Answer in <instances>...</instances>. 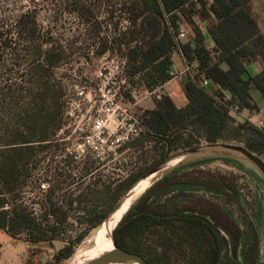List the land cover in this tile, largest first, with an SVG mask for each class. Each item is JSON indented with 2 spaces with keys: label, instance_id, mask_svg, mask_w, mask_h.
Segmentation results:
<instances>
[{
  "label": "trees",
  "instance_id": "1",
  "mask_svg": "<svg viewBox=\"0 0 264 264\" xmlns=\"http://www.w3.org/2000/svg\"><path fill=\"white\" fill-rule=\"evenodd\" d=\"M95 2L98 8L108 7L104 21L117 14L113 33L99 36L96 31L92 42L97 56L111 52L122 58L125 72L120 80L148 91L162 86L172 78L171 56L178 47L192 77L186 72L181 78L187 99L184 106L177 107L163 92L153 99V108L135 114L141 131L115 151L133 149L139 158L146 155L149 161L117 180L114 189L105 187L114 195L108 207L83 205L91 183L99 180L95 176L98 161H82L74 155L54 162L50 168L53 179H43L53 184L36 210L28 206L23 189L37 162L46 153L56 156L59 151L53 141L65 102L60 101L64 89L54 79V71L65 52L57 41L43 37L30 11L14 18L0 14V229L12 236L25 234L29 242L37 243L59 236L69 216H78L84 230L54 254L57 264L72 256L76 245L103 222L121 194L172 153L203 143L236 141L257 155L264 154V129L236 121L229 113V105L258 112L255 91L264 99V69L259 67L264 61V34L253 14L252 0ZM94 8L91 29L101 23ZM120 20L127 24L118 27ZM180 25L191 32L185 42L175 39ZM18 49L25 60L13 63ZM15 66L24 73L16 84L8 77ZM251 66L257 70L252 71ZM203 79L211 83V92L199 85ZM127 98L135 102L132 92ZM216 159L238 163L229 157L194 160L151 183L113 229L116 245L140 254L150 264H255L262 210L252 207L234 172L204 166ZM78 161L84 164L79 166ZM75 170L80 180L89 178L88 184L80 194L68 192L64 203H58L56 189L65 183L71 186ZM40 184L46 188L45 183Z\"/></svg>",
  "mask_w": 264,
  "mask_h": 264
},
{
  "label": "rangeland",
  "instance_id": "2",
  "mask_svg": "<svg viewBox=\"0 0 264 264\" xmlns=\"http://www.w3.org/2000/svg\"><path fill=\"white\" fill-rule=\"evenodd\" d=\"M96 0H0V14L6 15V18H14L22 11H30L38 22L39 29L43 37H51L52 41H57L65 52L63 60L54 71V79L63 87L64 96L60 101L65 102L63 115L59 123L60 128L55 136L53 143H58L59 151L52 156L49 152L44 155V160L37 162V168L33 170L29 180L24 186V199L28 206L38 207L45 201V193L53 182L47 183L45 179L52 180L53 172L50 168L54 162L66 160L68 156L76 155L78 160L89 161L97 160L95 176L98 175V182L91 183L88 189V197L83 203L93 209L108 207L114 195L110 194L109 186L113 187L117 180L125 177L128 173L144 167L147 159L146 155L139 158L133 149H127L120 153L112 144L114 133L118 126L122 125V130H127L131 126L129 121L136 117L140 110L148 109L153 105V99L143 87H132L120 80L123 71V61L116 53L107 52L102 56H97L96 45L92 42L94 32H99V36L111 35L113 27L116 24V15L112 20L105 19L108 7L105 5L100 8L94 6ZM115 0H108L111 4ZM209 1V0H205ZM91 5L93 7H91ZM95 7V8H94ZM91 8L98 15L101 22L95 29H91ZM252 11L257 19L258 25L264 34V0H252ZM81 14V15H80ZM11 20H9L10 22ZM127 23L120 20L119 26H125ZM92 31V32H91ZM187 35L183 38L185 41ZM25 60L20 49L14 50L13 63ZM259 67L264 69V61L259 63ZM258 67V68H259ZM170 82L169 88L178 89L179 74ZM23 68L15 66L12 77L13 83H20ZM3 79V78H1ZM2 82V81H1ZM125 83V84H124ZM132 92L134 103L129 102L127 94ZM158 93L163 92L159 89ZM110 108V109H109ZM67 110V113L65 111ZM101 120L102 126L95 128V121ZM220 144H236L244 146L241 142H219ZM207 145L203 143L200 146ZM198 146V147H200ZM187 149L179 150L170 155L174 160L172 164L164 166V170L176 165L184 157H174ZM150 156L151 153H148ZM264 161V154L258 155ZM32 164H35L34 154L30 156ZM195 156H190L189 161ZM38 158V157H37ZM54 159V160H52ZM238 161L223 162L216 159L205 163L204 166L219 169L221 171L234 172L239 177V183H242L244 191L247 192V200L255 209L260 207L262 210V225L259 229L260 243L259 255L264 256V180L253 166L240 159L231 158ZM78 161L81 166L84 164ZM149 161V160H148ZM88 163V162H87ZM151 169L145 171L147 173ZM163 170V171H164ZM50 171V172H49ZM143 173V175H145ZM79 171L75 170L72 177L74 182L68 187V184H62L61 189H56L55 200L58 203H64V195L68 192L76 196L82 192L89 178L80 180ZM161 173L153 174L151 183L158 179ZM46 184L43 189L41 184ZM71 187V188H70ZM115 187V186H114ZM114 187L112 189H114ZM124 196L121 194L114 205ZM247 203V204H246ZM244 203L249 206L248 202ZM249 214L251 212L249 210ZM78 216L71 215L67 223L60 227L59 236L37 243H31L27 240L25 234L15 236L7 234L0 229V264H57L53 256L64 245V243L81 233L84 225L77 219ZM103 223V222H102ZM102 223L74 248V253L78 249L88 248L104 240V233L101 229ZM65 229V231H63ZM73 253V254H74ZM73 254L60 264H70Z\"/></svg>",
  "mask_w": 264,
  "mask_h": 264
},
{
  "label": "water",
  "instance_id": "3",
  "mask_svg": "<svg viewBox=\"0 0 264 264\" xmlns=\"http://www.w3.org/2000/svg\"><path fill=\"white\" fill-rule=\"evenodd\" d=\"M190 156H195L192 159V161L204 159V158H209V157H229V158L239 157L240 159L250 163L253 166V168L259 173V175L262 177V179L264 180V161L257 154L249 151L247 148H245L244 146H241V145L227 144V143H224V144L215 143V144H207V145H203L200 147L187 149V150H185L179 154H176L174 157H184L183 160L179 161L175 166L164 170V166L167 163V161H169L170 159L173 158V157H169L163 163H161L160 165L154 167L153 169H151L150 171L145 173V175L140 177L137 181H139L140 179L147 178L148 176H150L152 174L161 173V176H162L163 174L167 173L168 171L172 170L173 168H175L181 164L190 162L188 160V159H190ZM137 181L127 191L124 192V196L127 194V192L131 188L134 187V185L137 183ZM121 200H122V198L113 206V208L110 210V212L105 217V219L109 217L110 213H113L119 207V205L121 204ZM248 213H249V210H248ZM111 242H112V249L111 250H109V251L103 253L102 255H100L94 259H91L87 262L74 263V264H130V263L150 264L140 254L127 251V250L117 246L115 241H114V238H113V233L111 235ZM255 264H264V256L260 257V255H259Z\"/></svg>",
  "mask_w": 264,
  "mask_h": 264
},
{
  "label": "bare ground",
  "instance_id": "4",
  "mask_svg": "<svg viewBox=\"0 0 264 264\" xmlns=\"http://www.w3.org/2000/svg\"><path fill=\"white\" fill-rule=\"evenodd\" d=\"M173 161L174 160L170 159L165 166L172 164ZM152 176L153 174L137 181L134 187L122 197L119 207L113 213H110L109 217L103 221L101 229L104 233V240L88 248H82L75 251L70 264L87 262L112 249L111 235L115 225L120 221L130 205L150 186Z\"/></svg>",
  "mask_w": 264,
  "mask_h": 264
},
{
  "label": "built area",
  "instance_id": "5",
  "mask_svg": "<svg viewBox=\"0 0 264 264\" xmlns=\"http://www.w3.org/2000/svg\"><path fill=\"white\" fill-rule=\"evenodd\" d=\"M184 35H185V32L183 31L182 25H180V27L178 29V33L175 37L176 41L181 42L182 41L181 39L183 38ZM185 72H188L190 74L189 66L186 67ZM170 74L172 76L171 79H173L177 76V72H175L173 70L170 71ZM191 77H192V75H191ZM207 84H208L207 79H203L202 81L199 82V85L201 87L205 88L208 92H211V90L208 87L209 85L207 86ZM158 90H159V87L155 88L151 91L147 90V92L150 95H153L156 98H159L160 93H158ZM229 113L233 118L236 119V121H247L259 129H264V119L253 120L252 117H249L247 115H243L241 112V109H239L235 105H229ZM129 123L131 124L132 127H130L127 130H122V125L117 127L116 132L114 133L113 140H112V144L115 145L116 147H119V146L125 144L126 142L130 141L132 138L136 137L139 134V132L141 131V128L139 126V123H138L136 117H133L131 119V121H129ZM101 126H102V121L96 120L94 127L100 128ZM42 187H44V186L42 185Z\"/></svg>",
  "mask_w": 264,
  "mask_h": 264
},
{
  "label": "crops",
  "instance_id": "6",
  "mask_svg": "<svg viewBox=\"0 0 264 264\" xmlns=\"http://www.w3.org/2000/svg\"><path fill=\"white\" fill-rule=\"evenodd\" d=\"M201 25H203V23H201ZM182 28H183V31L185 32V35L183 36V38L187 35V39L186 40H188L191 37V32H189V30L187 32V30H186L187 27L185 28L183 25H182ZM203 31H204L203 33H206L205 30H203ZM183 38L181 39L182 40L181 42H185L186 41V40L184 41ZM207 41H208V43L210 45H212V43H211V41L209 39H207ZM171 57H172V61H173V66H172L173 70L175 69V70L180 71L178 89H173V88L171 89V88L168 87L170 82H172L174 79L169 80L168 82H166L165 84L160 86L159 89L162 92L167 93L171 97V99L173 100V102L175 103V105L177 107H182V106H184L187 103V99H186V97L184 95L183 88H182V85H181V78L183 77L184 74H186L185 69H186L187 65L185 63V60H184L183 55H182V53H181L179 48H177L172 53ZM251 69H252V71H256L257 67L256 66L255 67L251 66ZM207 86L209 87V89L211 91L213 90L212 85H211L210 82H208ZM253 97L256 100V102L258 103L259 111L253 113V112L249 111L248 109H242L241 112H242L243 115H247L249 117H252L253 120L264 119V99L256 91L253 92ZM153 107H154V102H153V105L150 106L149 108H153Z\"/></svg>",
  "mask_w": 264,
  "mask_h": 264
}]
</instances>
